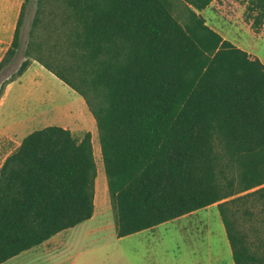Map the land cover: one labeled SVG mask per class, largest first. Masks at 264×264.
Wrapping results in <instances>:
<instances>
[{"label": "trees", "instance_id": "obj_1", "mask_svg": "<svg viewBox=\"0 0 264 264\" xmlns=\"http://www.w3.org/2000/svg\"><path fill=\"white\" fill-rule=\"evenodd\" d=\"M214 3L264 27V0H25L0 98L38 62L84 99L117 238L217 205L234 263L264 264V64L207 25ZM97 175L90 133L28 135L0 169V264L90 220Z\"/></svg>", "mask_w": 264, "mask_h": 264}, {"label": "rangeland", "instance_id": "obj_2", "mask_svg": "<svg viewBox=\"0 0 264 264\" xmlns=\"http://www.w3.org/2000/svg\"><path fill=\"white\" fill-rule=\"evenodd\" d=\"M215 8L214 3L200 12L207 25L224 40L230 41L253 57H257L254 55L256 54L264 60V27L255 34L241 6L230 9V13L224 10L225 8L219 13ZM34 11L35 6L30 5L21 29L22 53L16 65L8 68L5 71L6 75L2 73L4 74L2 79L14 74L25 60L22 54L28 41ZM61 85L62 89L59 87L53 89V108L49 105L46 107L48 114L42 115L44 108L40 107L38 114L34 116L32 126L38 129L60 125L72 129L74 135L82 136L85 129L90 127L93 115L80 95L63 83ZM92 137L96 151L100 154L97 128ZM0 149L2 151V148ZM97 161L100 177H103V166H100L102 163L98 156ZM1 166L2 155L0 168ZM97 199V213L94 212L93 221L80 228L76 234L74 232L71 234L72 244L65 252V259L72 255L76 258L74 264H228L226 254L230 248L222 228L228 247L227 250L226 246L223 248L222 235L220 236L222 233L220 227H223V224L216 206L209 210H201L194 216L164 223L156 229L119 239L116 236L110 197L103 198L99 193ZM230 260L233 264L232 257Z\"/></svg>", "mask_w": 264, "mask_h": 264}, {"label": "crops", "instance_id": "obj_3", "mask_svg": "<svg viewBox=\"0 0 264 264\" xmlns=\"http://www.w3.org/2000/svg\"><path fill=\"white\" fill-rule=\"evenodd\" d=\"M24 3L25 0H0V62L4 58L6 52L14 41V36L18 27V22L20 20ZM254 55L258 57V55ZM258 58L264 64V60H262L260 57ZM61 83L67 86L52 72L47 70L43 65L38 62H33L18 80L8 84L3 96L0 98V140H2V146H0V148H2V151L0 149V155H2V166L7 158L21 146L22 141L28 135L38 130L53 127L51 125L34 129L32 126V122L34 120L35 114H38V110L40 107H43L45 109H43L42 115L48 114V111L46 112V107H49V105L51 106V108H53V89L55 87H59L60 89H62ZM93 118L94 117H92V120H90V127L88 129H85L86 131L82 136L74 135L72 129H68L65 126L59 125L56 127L68 130L75 138L82 140L86 133H90L92 136L94 135L97 125L95 119ZM92 144L94 157L98 166L94 200L95 212L97 213V198L99 193L103 195V198L105 196L108 198L109 192L104 167H102L103 177H100V168L97 161L98 156L100 157L102 163L101 147L99 149L100 154H98L93 137ZM100 166H103V163ZM214 206L217 207V205H212L202 210H209V208H212ZM199 211L182 216L180 218L194 216ZM94 217L79 226L57 234L47 242L15 256L14 258L6 261L3 264H74L76 258H74L72 255L65 259V252L72 244L71 234H73L72 232L76 234L75 232H78L80 228H82L86 224L91 223ZM157 227L153 229H156ZM222 228L227 238L224 225L223 227H220L221 231ZM140 233L134 234L133 236ZM220 236L222 237L223 248H225L226 246L227 250V242L224 238L223 231ZM69 241H71V243H68ZM228 246L230 249L226 254L227 263L232 264L230 259L232 257L233 260V255L229 241ZM233 264H235L234 260Z\"/></svg>", "mask_w": 264, "mask_h": 264}]
</instances>
